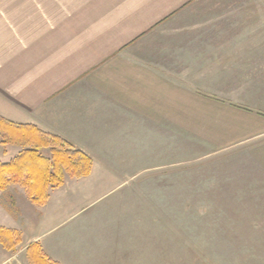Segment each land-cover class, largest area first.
I'll list each match as a JSON object with an SVG mask.
<instances>
[{"label":"crops","instance_id":"1","mask_svg":"<svg viewBox=\"0 0 264 264\" xmlns=\"http://www.w3.org/2000/svg\"><path fill=\"white\" fill-rule=\"evenodd\" d=\"M0 116L92 160L89 175L65 178L25 215L49 227L93 196L106 213L93 224L124 228L107 240L47 232L29 244L57 264H161L163 253L172 264L178 240L194 237L196 206L262 205L264 192L229 186L241 162L211 151L259 139L248 152L264 172V0H0ZM14 185L0 192V227L18 231L24 211L1 204ZM154 216L167 222L163 253L145 220Z\"/></svg>","mask_w":264,"mask_h":264},{"label":"rangeland","instance_id":"2","mask_svg":"<svg viewBox=\"0 0 264 264\" xmlns=\"http://www.w3.org/2000/svg\"><path fill=\"white\" fill-rule=\"evenodd\" d=\"M0 118L5 120L1 116ZM5 139L7 142H3ZM257 141L260 140L252 139L239 143L238 146L234 148L215 149L211 151V155L222 154L226 155L225 157H227L229 161L241 162L238 167L243 166V170L235 174L240 175H238V177L236 176V180L230 183L229 186L246 187L254 189L251 191H257L259 193L264 192V189H262L264 188V172L260 171V173H257L252 171V167H257L258 164L253 157L254 151L252 153L248 152L250 146ZM25 149L24 145H19L16 141H9L8 136L0 132L1 160H5L12 155L18 156ZM40 154L43 156H50L49 150H42ZM193 156H200V154L195 153ZM233 156L236 157L233 158ZM193 158L200 159V157ZM233 166L236 167V164H233ZM65 178L68 180V178H72V175L65 173ZM15 185L18 187L14 188L18 195L10 198L9 195L6 196L4 193L1 204L4 205L8 212L10 210L19 217L21 216L22 210L24 211V215L16 222V226L19 227V230L16 231L17 234L14 239L17 240L18 238L19 244L12 251H7L0 244V264H33L27 253L28 246L30 245L28 240H32V237L47 232H49V236L46 235L44 239H50L62 233H66L67 236H75L81 239H86L87 237L94 239L95 237H99L107 240L108 238H114L119 231L124 230V228L120 229L113 227L112 224L111 227H109L107 223H103L100 227L93 224L94 220H92V217L96 216L98 218H103L106 215L101 209L105 204V199H99V194L96 195V200H99L95 203L90 201L94 198L92 196L82 197L74 204L68 205L65 212H63L65 220L62 222L64 223H56V226H44L45 224H41L37 219L30 217L31 214L25 215L27 212L34 213L33 210H29L26 204L31 203V201L26 189L21 185ZM17 201L20 203V206H17ZM258 204L262 205L249 208V210L255 209L252 213L255 217L251 219L253 233H250V239H246L245 236L242 235L243 231L247 230L245 224H250L247 222L249 210L246 208L229 205L226 210H222L220 208L214 209L211 204L210 206H204V208H201V205L198 207L196 206L197 209H194V211L189 214L193 216V228L189 229V233L194 237L192 239L188 237V242H186V240H178V243L173 247L174 254L171 258L172 264H264V242L261 243V241H264V238L261 236L264 234V197L258 196ZM241 213L240 220H235L234 224L232 215H240ZM110 216H112V214ZM145 220L147 222L153 221L156 225L153 226L149 235L153 237L155 234L156 238H159V232H161V236L164 238L162 244L163 253V247L165 248L164 243H167L168 240L166 241V239L169 236L166 232L168 230V227H166V220H164L163 216H154L153 220L152 217H146ZM180 225L181 223L179 222L178 230L181 229ZM20 228H22L24 232L26 241L23 240V232ZM249 230L252 229L250 228ZM91 253L94 254V252ZM163 254L164 256L166 255V253ZM164 256L161 264H165L166 262Z\"/></svg>","mask_w":264,"mask_h":264},{"label":"trees","instance_id":"3","mask_svg":"<svg viewBox=\"0 0 264 264\" xmlns=\"http://www.w3.org/2000/svg\"><path fill=\"white\" fill-rule=\"evenodd\" d=\"M0 132L8 136L9 141H16L26 148L11 162L0 161V192L15 183L26 189L33 204L43 205L49 198L48 189L64 184L65 173L76 179L91 172L92 160L88 156L36 127L0 118ZM3 142H7L6 139ZM42 150H49L50 156L41 155ZM16 234L14 230L0 227V244L7 251L14 250L19 244V239H14ZM27 253L33 264H57L43 255L38 243L30 244Z\"/></svg>","mask_w":264,"mask_h":264}]
</instances>
